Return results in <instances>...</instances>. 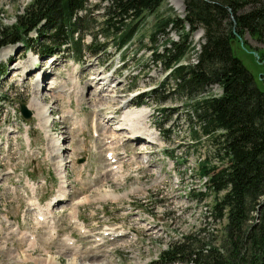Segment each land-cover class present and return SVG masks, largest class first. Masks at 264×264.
Instances as JSON below:
<instances>
[{"label":"rangeland","instance_id":"374dc122","mask_svg":"<svg viewBox=\"0 0 264 264\" xmlns=\"http://www.w3.org/2000/svg\"><path fill=\"white\" fill-rule=\"evenodd\" d=\"M29 1L0 0V25L13 23L15 15ZM86 2L87 8L77 15H86L81 23L93 30L95 24L91 21L101 17V6L106 1ZM183 13V0H162L154 12H147L134 22V35L121 49H115L111 39L105 42L104 37L105 49L98 54L84 49L85 58H80V63L62 54L49 63L25 47L15 46L19 42L0 47V53L3 52L0 59V264H68L70 258H76L79 264H147L168 241L200 226L206 228L208 236L218 235L221 224L207 214L212 194L207 192L202 197L197 193L203 191L198 165L210 151L209 139L203 135L191 136L190 127H197V123L192 115L188 118L187 99L170 90L172 80L167 70L151 58L153 43L159 50L166 37L158 32L155 42L150 41L148 35L153 30L154 20ZM164 30L176 37L169 24ZM201 33L202 29L197 28L190 34L195 48L199 47ZM28 34L33 36L34 30ZM237 35L247 51L237 47L233 39L234 52L264 81V32L253 35L243 30ZM97 38L103 41L101 35L97 34ZM89 41L90 35L85 33L81 39L82 47L85 48ZM193 55L192 52L190 57ZM182 61L188 62V56ZM43 64L44 69L36 77L37 69L43 68ZM72 71L78 76L80 71L81 76L74 78ZM96 76L104 81L108 77L103 94L114 96L105 97L94 91L93 78ZM43 78L48 79L43 81ZM56 81L61 82L52 85ZM70 81L74 85L73 91L68 87ZM159 81L164 82L163 85ZM36 84L43 89L44 95L41 108L35 110L30 106H33L31 97L39 92ZM64 85L68 90L58 93V89H65ZM259 85H262L261 81ZM209 88L219 92L216 84ZM50 95H56V98ZM20 102L30 107L27 108L32 115L28 119L18 112ZM92 107L98 119L96 132L91 125L94 119L90 112ZM62 108L66 114L71 110L76 118L81 116V127L77 126L79 122L73 127L76 119L66 118L63 122ZM113 111L118 113L117 118ZM45 114L49 116L46 135L55 136L57 145L61 143V148L64 147L57 158L48 148L51 137L46 138L41 128L43 137L37 126L38 122L47 125ZM137 114H140L138 119ZM104 118L105 124L113 127L108 131H114L115 137L116 133L127 134L133 140L135 136L143 139L144 135H149L155 136V143L139 142L140 149L145 152H140L132 161H123L120 167L110 168L104 157L107 148H104ZM143 130L145 132L141 134ZM113 142L118 144L119 140ZM134 151L130 154L134 155ZM60 158L66 164L65 193L63 199L52 203L59 195L61 178L58 174L57 181L54 161ZM80 158L82 162H77ZM30 180L35 189L27 185ZM29 197L30 204L35 197L41 206L45 207L47 202L52 204L48 213L52 215H48L47 221H36L35 212L29 208ZM74 215L85 221L92 234L83 236L77 232L69 221ZM105 226L113 231L129 232L96 246L100 239L95 236ZM18 229L25 237L19 236ZM50 230L55 231L53 236ZM132 231L136 233L135 239ZM28 233L33 234L30 235L34 237L33 241ZM66 233L74 236V244L79 241L82 246L77 250L65 247L59 237ZM99 237L107 239V235L100 234Z\"/></svg>","mask_w":264,"mask_h":264},{"label":"trees","instance_id":"16d2710c","mask_svg":"<svg viewBox=\"0 0 264 264\" xmlns=\"http://www.w3.org/2000/svg\"><path fill=\"white\" fill-rule=\"evenodd\" d=\"M102 1L106 3L101 6V17L91 21L95 28L89 30L81 23L87 16L77 15L87 8L86 0H30L13 23L0 25V46L21 42L45 56L69 41L72 52L80 56L81 38L89 33L91 40L84 49L90 52L104 49V37L122 47L134 35V22L154 12L162 0ZM183 6L182 16L154 20L150 41L155 42L158 32L166 37L159 50L153 43L151 58L168 70L170 90L187 99L188 118L192 115L198 125L190 127L191 136L209 139L210 151L198 165L206 177L205 191L197 193L212 194L207 214L221 226L216 236H208L201 226L183 233L159 251V261L151 262L264 264V81L231 43L234 39L237 47L247 51L237 34L243 30L263 34L264 2L183 0ZM167 24L176 37L164 30ZM197 28L202 29L198 50L190 36ZM30 30L34 36L28 34ZM192 52L196 53L194 62H179ZM212 84L220 88L219 93L208 92Z\"/></svg>","mask_w":264,"mask_h":264},{"label":"bare ground","instance_id":"6f19581e","mask_svg":"<svg viewBox=\"0 0 264 264\" xmlns=\"http://www.w3.org/2000/svg\"><path fill=\"white\" fill-rule=\"evenodd\" d=\"M8 54H11L10 52H7ZM2 55H3V52H1L0 53V59H1V57H2ZM9 58V57H8ZM11 58V57H10ZM25 73H26V71H25ZM93 80L95 81V88H94V91L97 93V94H103L104 92H106V91H104L105 90V87H106V85H107V83H108V77H107V80H103V78L102 79H100L98 76H96V77H94L93 78ZM53 85V84H52ZM34 86H37L38 87V93H36L35 94V96H32L31 97V105H33V106H30L31 107V109L32 108H34L35 110L36 109H39V108H41V101H43V93H41L42 92V88L38 85V84H36V85H34ZM64 87V86H63ZM51 88H54V87H51ZM62 88V87H61ZM42 89V90H41ZM63 89V88H62ZM57 92L58 93H60V92H62V91H60V89H58L57 90ZM110 92H112V90H110ZM34 93V91L32 92V94ZM103 95H105V97H107L109 94H103ZM107 95V96H106ZM109 96H114L113 94L112 95H109ZM108 96V97H109ZM40 97V98H39ZM50 97L51 98H56V95L55 96H51L50 95ZM39 99H40V102H39ZM26 107H28V108H30L28 105L26 106ZM43 108V107H42ZM138 112V111H137ZM112 113V112H111ZM133 113H135V112H133ZM140 114H137V115H135L136 117H137V119L140 117L139 116ZM123 118V117H122ZM38 119V118H37ZM48 120H49V116H48V114H45V116H44V123L45 124H47V122H48ZM38 125H39V122H38ZM40 126V125H39ZM41 127H48V124L47 125H41ZM145 131L143 130V132H140L141 134H143ZM139 135V134H138ZM142 136V135H141ZM131 137V136H130ZM144 137H146V138H148V139H152V138H154L155 136H149V135H144ZM143 137V138H144ZM51 139H52V141H51ZM55 140V138L54 137H51V138H49V144L50 145H53L54 147H55V144H56V149L54 148V154L53 155H55V156H58L59 155V149L61 148V146L60 145H57V140H55V142H53ZM52 156V155H51ZM54 156V157H55ZM111 157H116L112 152H111V155H110ZM58 164H57V169H58V173H59V178H61L60 180H59V187H60V189H58V192H57V195H58V197H56L55 199H63L64 198V187L66 186V184H65V162H63V161H61V160H59L58 162H57ZM31 188V187H30ZM56 195V196H57ZM52 202V201H51ZM31 204L32 205H35L34 207H36L37 208V212H39V213H41L43 216H44V219L43 220H46L47 219V210H49L50 208H51V204H50V202H47L46 203V206L45 207H43L46 211H44V213H45V215H44V213L42 212V208H40V205H39V203H38V201H37V199L35 200V201H31ZM39 210H41V211H39ZM75 211H73L72 213H74ZM71 213V214H72ZM41 214H39L41 217H42V215ZM48 215H50V214H48ZM77 216H75L74 215V217H73V219H72V222H74V223H76L77 225H78V227L79 228H81L82 227V224L80 223V221H79V219H78V217L76 218ZM19 226V225H18ZM23 233V232H22ZM21 233H20V231H19V235H20ZM21 237L23 236V235H20ZM30 239H31V241H33V237H31L30 236ZM64 241L66 242V243H68L69 242V238L66 236L65 238H64ZM74 247V246H73ZM68 264H79L78 263V261H77V259L76 258H70L69 259V261H68Z\"/></svg>","mask_w":264,"mask_h":264},{"label":"water","instance_id":"95a60500","mask_svg":"<svg viewBox=\"0 0 264 264\" xmlns=\"http://www.w3.org/2000/svg\"><path fill=\"white\" fill-rule=\"evenodd\" d=\"M19 109H20L21 114H22L25 118L29 117V115H30V111L26 108V106H25L24 103L21 102V103L19 104Z\"/></svg>","mask_w":264,"mask_h":264}]
</instances>
